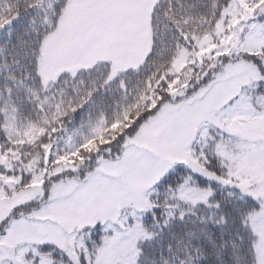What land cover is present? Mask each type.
<instances>
[{
	"label": "snow or ice",
	"instance_id": "snow-or-ice-1",
	"mask_svg": "<svg viewBox=\"0 0 264 264\" xmlns=\"http://www.w3.org/2000/svg\"><path fill=\"white\" fill-rule=\"evenodd\" d=\"M0 264H264V0H0Z\"/></svg>",
	"mask_w": 264,
	"mask_h": 264
}]
</instances>
